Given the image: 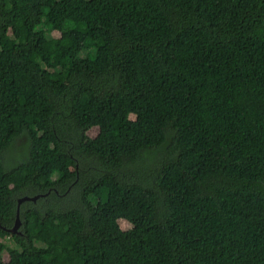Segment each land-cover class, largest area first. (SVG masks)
<instances>
[{"label": "trees", "instance_id": "obj_1", "mask_svg": "<svg viewBox=\"0 0 264 264\" xmlns=\"http://www.w3.org/2000/svg\"><path fill=\"white\" fill-rule=\"evenodd\" d=\"M11 240L19 264H264V0H0V264Z\"/></svg>", "mask_w": 264, "mask_h": 264}, {"label": "rangeland", "instance_id": "obj_2", "mask_svg": "<svg viewBox=\"0 0 264 264\" xmlns=\"http://www.w3.org/2000/svg\"><path fill=\"white\" fill-rule=\"evenodd\" d=\"M53 36H57L58 34H52ZM8 43H10L9 39L7 40ZM64 44L66 46L70 45L69 41H64ZM94 124H97V121L94 122ZM97 134V130L94 129L91 132V136H95ZM26 148V140L25 138L18 139L12 149L7 153V158L15 161L19 156H22ZM152 177V176H151ZM136 223H138V220L134 221L133 223H129L126 220L120 221V227L123 230H129L131 229ZM13 247V242L12 240L9 242H6V247H5V259L6 261H11L13 264H19L17 258L10 253V249Z\"/></svg>", "mask_w": 264, "mask_h": 264}, {"label": "water", "instance_id": "obj_3", "mask_svg": "<svg viewBox=\"0 0 264 264\" xmlns=\"http://www.w3.org/2000/svg\"><path fill=\"white\" fill-rule=\"evenodd\" d=\"M37 199L38 197H35V198L25 197L19 200V206L25 201H36ZM20 227H21L20 213L18 212L16 224L11 230H9V232L13 235H22V233L20 232Z\"/></svg>", "mask_w": 264, "mask_h": 264}]
</instances>
